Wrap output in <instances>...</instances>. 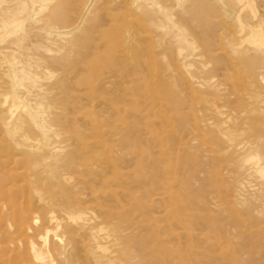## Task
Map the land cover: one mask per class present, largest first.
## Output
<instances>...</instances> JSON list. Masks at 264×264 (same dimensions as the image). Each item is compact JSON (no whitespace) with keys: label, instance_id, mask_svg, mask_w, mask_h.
Segmentation results:
<instances>
[{"label":"bare ground","instance_id":"obj_1","mask_svg":"<svg viewBox=\"0 0 264 264\" xmlns=\"http://www.w3.org/2000/svg\"><path fill=\"white\" fill-rule=\"evenodd\" d=\"M225 42L250 72L264 68V0H0V183L14 182L0 187V214L10 211L21 235L0 247V264H148L155 249L140 239L139 178L128 170L141 110L176 53L190 69ZM252 128L235 146L264 178V122ZM109 134L116 144L101 141ZM32 193L48 206L44 225L18 205L39 207Z\"/></svg>","mask_w":264,"mask_h":264},{"label":"rangeland","instance_id":"obj_2","mask_svg":"<svg viewBox=\"0 0 264 264\" xmlns=\"http://www.w3.org/2000/svg\"><path fill=\"white\" fill-rule=\"evenodd\" d=\"M228 43L221 45L218 58L188 59L194 61L190 69L176 53L174 75L158 78L155 103L141 110L140 153L137 164L128 170L137 171L139 178L133 201L146 228L140 239L151 245L148 250L155 249L148 264H264V178L246 164V154L235 146L255 133L253 126L259 128L264 122V68L258 65L250 72ZM199 45L186 49L199 51ZM227 127L236 132L233 140L222 133ZM6 138L0 124V140ZM100 139L116 144L110 134ZM261 144L264 148V137ZM13 183L7 177L0 187ZM17 184L24 186L21 181ZM32 194L39 207L28 211L25 199L18 205L44 225L48 206ZM42 194L50 192L43 189ZM36 232L31 229L28 234ZM14 238L21 239L16 219L3 208L0 247ZM5 255L13 257L15 251Z\"/></svg>","mask_w":264,"mask_h":264}]
</instances>
